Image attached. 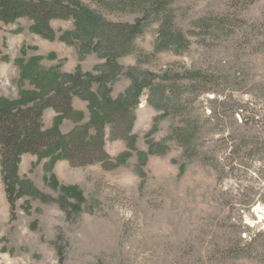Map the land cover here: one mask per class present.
Returning <instances> with one entry per match:
<instances>
[{
  "label": "rangeland",
  "instance_id": "obj_1",
  "mask_svg": "<svg viewBox=\"0 0 264 264\" xmlns=\"http://www.w3.org/2000/svg\"><path fill=\"white\" fill-rule=\"evenodd\" d=\"M77 1L78 17L50 20L52 37L33 30L30 17L3 25L0 98L37 89L41 75L103 72L106 80L92 90L101 97L104 84L112 100L166 80L171 70L195 73L202 80L192 84L212 91L180 114H165L147 102L145 90L133 145L108 140L109 165L24 154L19 176L30 180L31 194L15 199L13 209L0 152V264H264L260 244L250 246L264 231V169L258 161L248 172L241 166L252 160L247 147L232 155L240 136L264 141V0H172L189 48L155 54L159 23L153 22L136 38L135 52L116 58L103 54L102 27L112 33L142 12L111 11L107 0ZM215 95L211 114L208 100ZM72 104L89 122V101L76 96ZM46 110L49 129L55 118L47 127ZM190 120L201 133L187 157L172 133ZM66 121L73 124L69 131L63 130ZM76 125L64 118L60 129L69 133ZM123 152L130 153L117 161Z\"/></svg>",
  "mask_w": 264,
  "mask_h": 264
},
{
  "label": "trees",
  "instance_id": "obj_2",
  "mask_svg": "<svg viewBox=\"0 0 264 264\" xmlns=\"http://www.w3.org/2000/svg\"><path fill=\"white\" fill-rule=\"evenodd\" d=\"M171 1L107 0L111 11L126 8L129 11L142 12V17L134 23L113 27L112 33H104L105 27L108 30V26L102 27L100 41H104L103 54L108 58H116L135 52L136 38L153 22L159 23L155 54L162 51L178 54L188 49L191 40L188 34L176 25ZM237 1L249 3L252 0ZM78 11H81V8L77 0H71L66 4L64 0H0V31L3 25L15 23L22 17H30L35 22L33 30L52 37L54 30L50 26V20L55 17H67V14L78 17ZM94 33L98 34V30H94ZM23 62L22 58L17 60L20 66H23ZM107 75L106 72L101 75L78 73L68 77L61 74L41 75L40 78H36L37 89L24 91L16 99L0 98L1 165L11 209L14 208L15 199L31 194L30 180L21 179L19 176L24 154L48 157L52 162L67 159L73 165L96 162L109 165L114 158L106 149L108 140L121 139L126 141L129 147L133 145L132 132L137 119V109L145 90L148 91L147 102L165 114H180L186 111L198 96L212 91L202 84L200 87L193 85L194 81L202 80L195 73L190 71L178 73L171 70L166 80L150 81L142 92L131 91L112 100L104 84L100 87L101 97L92 90L94 83H104ZM76 96L89 101L91 110L89 122H83V113L73 107L72 101ZM208 102L211 105V114H214L212 105L217 102L216 95ZM47 108H53L57 112L54 125L49 129L45 128L43 121V114ZM64 118H70L77 123L69 133H63L60 129ZM215 121L219 123L218 118ZM242 123L246 122L242 120ZM200 131L201 127L195 120H190L183 128L173 129L172 136L185 149L187 157L196 151ZM237 141L239 143L234 146L232 155L242 152L247 147L248 158L252 159L244 160L241 166L248 172L252 162L258 161L264 169V141L260 142L255 135L240 136ZM129 153H121L117 161H122ZM232 155L227 157L230 158ZM257 244H260L264 252L262 230L251 241L250 246L257 249Z\"/></svg>",
  "mask_w": 264,
  "mask_h": 264
},
{
  "label": "crops",
  "instance_id": "obj_3",
  "mask_svg": "<svg viewBox=\"0 0 264 264\" xmlns=\"http://www.w3.org/2000/svg\"><path fill=\"white\" fill-rule=\"evenodd\" d=\"M74 101H75L74 106H76L77 109H80V110H81V108H84V107H85V105L82 104L81 99H78V98H77V99L74 100ZM141 105L144 106V103L141 104ZM55 115H57L56 112L50 111V110H48V109L46 110V112H45V124H46L47 127H50V126L53 125ZM72 126H73V124H72L70 121H66V122H64L63 130H64V131H69V129H71Z\"/></svg>",
  "mask_w": 264,
  "mask_h": 264
}]
</instances>
